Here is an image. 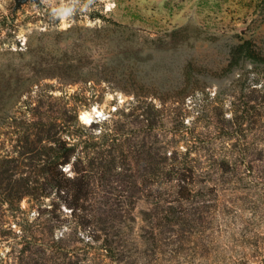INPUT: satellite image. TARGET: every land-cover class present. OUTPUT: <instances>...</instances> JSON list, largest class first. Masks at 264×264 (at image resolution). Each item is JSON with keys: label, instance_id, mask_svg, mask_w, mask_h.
I'll use <instances>...</instances> for the list:
<instances>
[{"label": "rangeland", "instance_id": "1", "mask_svg": "<svg viewBox=\"0 0 264 264\" xmlns=\"http://www.w3.org/2000/svg\"><path fill=\"white\" fill-rule=\"evenodd\" d=\"M240 39L264 53V0H0V67L29 83L0 98V264H264Z\"/></svg>", "mask_w": 264, "mask_h": 264}, {"label": "trees", "instance_id": "2", "mask_svg": "<svg viewBox=\"0 0 264 264\" xmlns=\"http://www.w3.org/2000/svg\"><path fill=\"white\" fill-rule=\"evenodd\" d=\"M230 57H231V61H229L228 64L229 68L236 65L240 61H250L255 64L264 65V53H262L261 49H259L255 44V42L251 39H240L236 44H234L231 48ZM17 74L18 73H15V70L10 66L0 67V98L2 96H5L6 93L10 94V92H15V90H20L23 87L29 85V83L27 82L26 85H21L19 87L18 79L20 78V76ZM27 80H30V78H27ZM21 92L22 90L19 91V93ZM74 119L77 122L75 115H74ZM78 127L80 126L78 125ZM53 138L59 141V136H56V133L53 135ZM58 148L61 149V147ZM63 148L64 150L66 149L68 153L73 152V150L75 149L74 145H71L69 147L63 146ZM62 156L65 155L63 154ZM56 157H58V155H56ZM57 163L58 162L56 163L54 162V165L55 164L57 165ZM54 182L57 181L54 180ZM6 183L8 185L10 183V179H8ZM104 250L106 251L104 255L105 257L112 256V258H114L113 256L114 253H112L110 247L107 246V248L105 247Z\"/></svg>", "mask_w": 264, "mask_h": 264}, {"label": "bare ground", "instance_id": "3", "mask_svg": "<svg viewBox=\"0 0 264 264\" xmlns=\"http://www.w3.org/2000/svg\"><path fill=\"white\" fill-rule=\"evenodd\" d=\"M95 114H99V112L95 107H93L90 111L81 112L80 115H81V119L85 121H89L91 117L94 116Z\"/></svg>", "mask_w": 264, "mask_h": 264}, {"label": "water", "instance_id": "4", "mask_svg": "<svg viewBox=\"0 0 264 264\" xmlns=\"http://www.w3.org/2000/svg\"><path fill=\"white\" fill-rule=\"evenodd\" d=\"M82 122H84V121H82Z\"/></svg>", "mask_w": 264, "mask_h": 264}]
</instances>
